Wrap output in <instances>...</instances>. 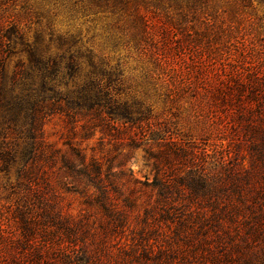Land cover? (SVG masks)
<instances>
[{
  "label": "trees",
  "instance_id": "obj_1",
  "mask_svg": "<svg viewBox=\"0 0 264 264\" xmlns=\"http://www.w3.org/2000/svg\"><path fill=\"white\" fill-rule=\"evenodd\" d=\"M91 4L119 12L132 6L138 21L137 48L150 53L156 67L166 70L172 52L168 47L149 46L155 33L149 18L140 12L138 0H92ZM3 20L0 16L2 172L16 169L20 184L36 194L39 180L52 191L54 179L50 181L45 168H57L55 178L63 173L64 178L83 184L86 192L92 193L85 204L99 209L105 218L94 229L85 217L64 213L56 200L38 207L26 193L22 207L6 217L5 228L0 222V239L11 249L5 255L1 251L0 264H264V95L261 103L257 100L264 90V76L251 65L239 64L246 62L245 58L227 59L225 67L234 78L220 98H235L232 101L239 108L244 104L256 108L238 123L251 142L249 166L227 165L212 173L206 166V155L196 146L169 139L156 155L146 151L155 160V180L148 186L156 199L142 212L125 195L114 173L104 171L98 162H88L76 148H71L70 156L51 149L43 137L45 119L56 111L66 112L72 119L77 115L87 118L113 137L141 124L143 113L135 116L133 108L113 94L120 79L97 57L82 74L77 57L64 64V58L38 56L36 48L24 40L19 22ZM18 41L29 64L19 63L10 74L7 61L16 54ZM67 79L71 87L63 91V85L69 87ZM129 140L131 147L139 146L132 136ZM133 212L138 214L134 228L130 219ZM98 229L104 236L121 239L114 246L105 240L99 243L95 240ZM127 232L131 243H122Z\"/></svg>",
  "mask_w": 264,
  "mask_h": 264
},
{
  "label": "rangeland",
  "instance_id": "obj_2",
  "mask_svg": "<svg viewBox=\"0 0 264 264\" xmlns=\"http://www.w3.org/2000/svg\"><path fill=\"white\" fill-rule=\"evenodd\" d=\"M138 1L140 12L149 18L155 33L149 46L168 47L172 52L165 71L156 67L150 53L137 48L138 21L132 6L119 12L99 9L91 4L92 0H0V16L6 22H19L26 35L24 40L36 48L38 56L64 58V64L77 57L83 66L82 74L89 71L91 59L97 57L108 64V72L120 79L113 94L131 106L135 116L143 113L141 124L134 125L127 134L113 137L87 118L77 115L72 119L66 112L56 111L45 119L43 137L51 149L70 156L71 148H76L88 162H98L104 171L114 173L125 195L143 212L156 199L148 186L155 180V160L146 151L156 155L169 139L196 146L206 155V166L212 173L227 165L249 166L251 142L238 123L256 108L244 104L240 113L232 101L235 98L225 100L220 94L226 92L234 78L225 67L228 58H245L246 62L238 63L251 65L264 76V0ZM20 43L15 47L16 54L7 61L10 74L19 63L29 64ZM70 87L69 82L68 88L63 85L61 89L67 91ZM262 95L264 90L258 93L259 103ZM242 100L248 102L246 97ZM131 136L138 147L130 146ZM13 139L23 142L16 136ZM172 164L177 165L174 160ZM45 169L50 181L54 179L52 191L39 180V191L34 194L20 184L16 169L4 173L0 164V222L4 228L6 217H12L22 207L26 193L38 207L56 200L64 213L85 217L94 229L103 223V213L85 204L92 193L86 192L83 184L64 178L63 173L55 178L57 168ZM137 215L130 213L132 228L136 227ZM95 231L99 243L105 240L114 246L121 239ZM127 241L131 243L130 232L122 243ZM1 251L4 255L11 253L10 246L0 239V255Z\"/></svg>",
  "mask_w": 264,
  "mask_h": 264
}]
</instances>
